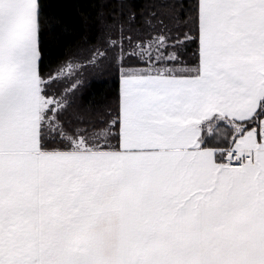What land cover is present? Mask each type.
Listing matches in <instances>:
<instances>
[{
    "label": "crops",
    "instance_id": "0c3cea01",
    "mask_svg": "<svg viewBox=\"0 0 264 264\" xmlns=\"http://www.w3.org/2000/svg\"><path fill=\"white\" fill-rule=\"evenodd\" d=\"M199 23L198 76L121 77L119 151L42 152L39 0H0V230L35 231L36 264H264V118L234 169L197 126L264 100V0H199Z\"/></svg>",
    "mask_w": 264,
    "mask_h": 264
},
{
    "label": "trees",
    "instance_id": "16d2710c",
    "mask_svg": "<svg viewBox=\"0 0 264 264\" xmlns=\"http://www.w3.org/2000/svg\"><path fill=\"white\" fill-rule=\"evenodd\" d=\"M39 50L41 151H119L123 75L200 74L199 0H39ZM263 118L264 100L248 120L214 115L200 146L228 154Z\"/></svg>",
    "mask_w": 264,
    "mask_h": 264
},
{
    "label": "rangeland",
    "instance_id": "374dc122",
    "mask_svg": "<svg viewBox=\"0 0 264 264\" xmlns=\"http://www.w3.org/2000/svg\"><path fill=\"white\" fill-rule=\"evenodd\" d=\"M38 89L35 87L32 90L35 93V98H37ZM51 102L48 99L40 100V109H46ZM3 167H6V165L0 166V182H2L0 183V188L7 186L11 191L15 185L16 174L9 168L5 170ZM3 192H5V189L1 191V193ZM11 227L9 225L7 226L8 230H0V264H36L39 252H43L45 248L37 246L36 240H32L35 236V231H17Z\"/></svg>",
    "mask_w": 264,
    "mask_h": 264
},
{
    "label": "built area",
    "instance_id": "2783aa9c",
    "mask_svg": "<svg viewBox=\"0 0 264 264\" xmlns=\"http://www.w3.org/2000/svg\"><path fill=\"white\" fill-rule=\"evenodd\" d=\"M250 159L249 153H242L239 150H233L227 160V165L230 168H238L246 164Z\"/></svg>",
    "mask_w": 264,
    "mask_h": 264
}]
</instances>
